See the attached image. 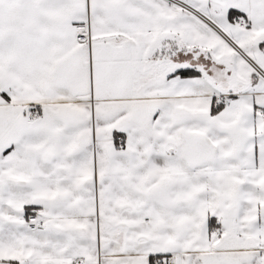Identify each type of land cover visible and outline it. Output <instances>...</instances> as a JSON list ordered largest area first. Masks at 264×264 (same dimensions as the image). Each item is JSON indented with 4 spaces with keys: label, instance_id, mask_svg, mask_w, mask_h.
Masks as SVG:
<instances>
[{
    "label": "snow or ice",
    "instance_id": "obj_1",
    "mask_svg": "<svg viewBox=\"0 0 264 264\" xmlns=\"http://www.w3.org/2000/svg\"><path fill=\"white\" fill-rule=\"evenodd\" d=\"M0 264H264V0H0Z\"/></svg>",
    "mask_w": 264,
    "mask_h": 264
}]
</instances>
